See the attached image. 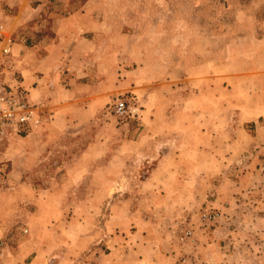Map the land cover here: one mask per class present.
I'll use <instances>...</instances> for the list:
<instances>
[{
	"label": "rangeland",
	"instance_id": "obj_1",
	"mask_svg": "<svg viewBox=\"0 0 264 264\" xmlns=\"http://www.w3.org/2000/svg\"><path fill=\"white\" fill-rule=\"evenodd\" d=\"M86 1L68 64L90 73V107L29 99L21 46L54 37L51 13L23 43L37 20L0 17V89L36 109L0 146V264H264V0L52 11Z\"/></svg>",
	"mask_w": 264,
	"mask_h": 264
},
{
	"label": "crops",
	"instance_id": "obj_2",
	"mask_svg": "<svg viewBox=\"0 0 264 264\" xmlns=\"http://www.w3.org/2000/svg\"><path fill=\"white\" fill-rule=\"evenodd\" d=\"M14 0H0V17L4 20L14 21L15 25L21 28H26L34 25L32 30H26L23 32L22 43L30 41L31 35L36 32L43 31V23L38 22V18H43L44 15L51 13L53 20H50V30L54 35L52 39L42 38L31 47L28 45L21 46L22 58H21V70L24 77V85L30 90L29 99L34 100V103H46L49 105L67 106L70 100L79 99L84 101V107H90L94 99L98 97L92 94L87 97L85 94L88 89H92L91 83L87 80L90 77V73L86 70L85 66L73 67L69 65L72 52H77L78 48L89 40L85 33L87 28L85 24L89 25L90 20H96L93 16H88L87 10L83 12L87 7V2H84L82 10L69 15H61V20L58 19V15L53 12L56 9L54 3L60 0H20L17 5H13ZM21 4V6H20ZM16 7V8H15ZM13 12V13H12ZM80 16V19L77 18ZM54 17V18H53ZM87 18L86 20H83ZM90 19V20H88ZM14 40V39H13ZM62 40L65 41L64 48L62 47ZM45 42V43H44ZM7 46L6 41L0 42ZM45 44V45H43ZM69 45V48L66 47ZM61 49V50H60ZM92 53L85 52L84 58H90ZM29 58H34L35 63L29 64ZM36 58V59H35ZM90 60V59H88ZM24 63V64H23ZM87 64V61H86ZM90 71V70H89ZM100 87L103 85V79L100 81ZM103 94L101 92L100 100H102ZM227 131V130H226ZM230 137V141H229ZM228 143V149L233 146L230 144L233 135L231 133L225 137ZM90 149V147L84 151V154ZM72 182V178L63 177L60 181V185ZM18 190V187L13 188Z\"/></svg>",
	"mask_w": 264,
	"mask_h": 264
},
{
	"label": "built area",
	"instance_id": "obj_3",
	"mask_svg": "<svg viewBox=\"0 0 264 264\" xmlns=\"http://www.w3.org/2000/svg\"><path fill=\"white\" fill-rule=\"evenodd\" d=\"M0 34V42H1ZM12 39L7 41V46L12 45ZM8 52L6 48L4 50ZM25 93H9L7 90L0 89V146L3 143L7 133L10 129L27 126L34 118L36 109L28 104ZM125 105L119 104L117 107L118 112H124Z\"/></svg>",
	"mask_w": 264,
	"mask_h": 264
}]
</instances>
